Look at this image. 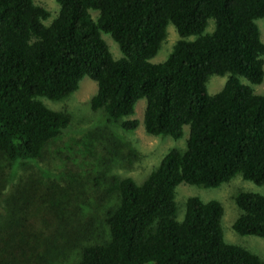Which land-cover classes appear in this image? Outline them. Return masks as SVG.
<instances>
[{"label": "trees", "instance_id": "1", "mask_svg": "<svg viewBox=\"0 0 264 264\" xmlns=\"http://www.w3.org/2000/svg\"><path fill=\"white\" fill-rule=\"evenodd\" d=\"M56 1L59 13L46 25L50 14L34 0H0V161L7 168L51 159L72 116L43 100L65 99L85 76L98 85L91 109L127 131L138 125L130 117L141 98L148 134L177 140L189 127L186 150H169L143 182L114 177L108 193L118 204L105 213L109 236L84 245L74 264H264L224 241L219 201L189 197L182 220L175 202L182 182L215 188L240 175L264 184V93L252 87L264 82L256 23L264 0ZM210 19L214 30L203 34ZM169 23L180 38L164 62L152 63ZM102 33L122 56L113 57ZM212 75H228L215 94L207 91ZM11 193L0 205V255L4 236L23 235L25 208ZM234 200V230L264 238V195L239 192Z\"/></svg>", "mask_w": 264, "mask_h": 264}, {"label": "rangeland", "instance_id": "2", "mask_svg": "<svg viewBox=\"0 0 264 264\" xmlns=\"http://www.w3.org/2000/svg\"><path fill=\"white\" fill-rule=\"evenodd\" d=\"M34 1L48 10L50 16L44 24L50 25L59 13L58 2ZM91 14L96 18L98 11L91 10ZM256 23L264 40V19H258ZM214 27V20L210 19L203 34L213 32ZM102 38L113 57L122 56L109 34L102 33ZM179 38L175 26L169 23L161 48L150 62H164ZM196 38L189 36L186 40ZM262 58L264 60V55ZM227 76H210L208 93L219 92ZM239 78L242 83L250 84L246 78ZM252 87L255 93H264V82ZM97 90V83L85 76L78 90L65 99L44 98L43 102L50 109L65 110L72 116L70 127L52 144L53 153L48 155L51 159L30 162L26 166L14 164L10 168L0 161V205L5 206V200L14 190L19 204L25 208L20 227L23 235L4 236L8 242L0 255V264H74L84 245L109 236L105 213L118 204V195L108 193L114 177L130 176L136 183H141L159 166L169 150H186L188 126L177 140L148 134L143 124L146 99L141 98L130 117L136 119L138 125L135 130L127 131L120 123L109 121L104 110L91 109V98ZM239 192L264 195V184L257 185L240 175L215 188L182 182L176 187V218H184L189 197H197L203 202L217 200L224 210L221 220L224 241L246 248L264 259V238L240 235L233 228L240 214L234 200Z\"/></svg>", "mask_w": 264, "mask_h": 264}]
</instances>
